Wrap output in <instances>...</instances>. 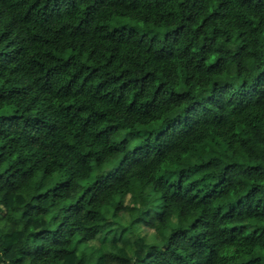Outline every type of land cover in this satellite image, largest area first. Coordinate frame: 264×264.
Wrapping results in <instances>:
<instances>
[{
  "label": "trees",
  "instance_id": "16d2710c",
  "mask_svg": "<svg viewBox=\"0 0 264 264\" xmlns=\"http://www.w3.org/2000/svg\"><path fill=\"white\" fill-rule=\"evenodd\" d=\"M260 53L264 0H0L8 264H264Z\"/></svg>",
  "mask_w": 264,
  "mask_h": 264
},
{
  "label": "rangeland",
  "instance_id": "374dc122",
  "mask_svg": "<svg viewBox=\"0 0 264 264\" xmlns=\"http://www.w3.org/2000/svg\"><path fill=\"white\" fill-rule=\"evenodd\" d=\"M134 28H136L138 31L142 30L140 26ZM105 169H108V165L105 166ZM97 171L98 169H95L93 174ZM148 192H149V187H145L143 189L142 196L139 197L141 203L143 202ZM119 213L126 218L127 222L134 225V227L132 228L133 232H135L139 228L138 231L141 233V235L144 237L147 243H152L157 245L163 244L165 237H161L154 230L145 227L144 223L138 219L135 210L124 208ZM19 246H21V243L16 245L9 253L3 255L1 253V240H0V264H8V261L14 255L15 249L18 248ZM108 260H109V264H140L137 263L135 260H125L114 256H108Z\"/></svg>",
  "mask_w": 264,
  "mask_h": 264
},
{
  "label": "clouds",
  "instance_id": "9594fccd",
  "mask_svg": "<svg viewBox=\"0 0 264 264\" xmlns=\"http://www.w3.org/2000/svg\"><path fill=\"white\" fill-rule=\"evenodd\" d=\"M261 61H264V53L259 54V59L257 60L259 68H255L254 70L253 68L246 69L239 76L234 77V86L232 88V92L230 93V95H232L233 97V100L228 101L227 97L224 96L218 101V103L223 104L235 101L237 97L240 96V93L243 92V88L247 87V85L241 86L240 80H250L251 77L254 75V71H259L260 68H264V63H262ZM237 89H239V91H237ZM207 94V92H202L199 96H193L191 99L198 100L200 102V106L203 107L204 105H208V101L202 99V97L206 96ZM208 106L211 107V105ZM193 107H196V105H193Z\"/></svg>",
  "mask_w": 264,
  "mask_h": 264
}]
</instances>
